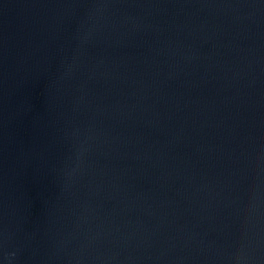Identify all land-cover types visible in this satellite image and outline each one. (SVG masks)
Masks as SVG:
<instances>
[{"label": "water", "instance_id": "1", "mask_svg": "<svg viewBox=\"0 0 264 264\" xmlns=\"http://www.w3.org/2000/svg\"><path fill=\"white\" fill-rule=\"evenodd\" d=\"M0 264H264V0H0Z\"/></svg>", "mask_w": 264, "mask_h": 264}]
</instances>
